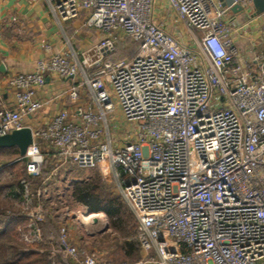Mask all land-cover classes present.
<instances>
[{"label":"built area","instance_id":"built-area-1","mask_svg":"<svg viewBox=\"0 0 264 264\" xmlns=\"http://www.w3.org/2000/svg\"><path fill=\"white\" fill-rule=\"evenodd\" d=\"M47 1L64 20L86 11L84 25L103 38L82 59L59 51L7 78L13 102L0 99V136L33 132L16 160L25 159L27 175L17 187L21 239L45 241L46 213L34 205L28 177L52 155L53 175L67 165L109 167L137 222L143 258L118 263L74 242L66 213L58 241L73 264H264V51L251 65L239 58V13L221 0H167L189 45L155 20L157 0ZM130 42L136 52L119 57V44ZM49 75L72 81L57 95L71 107L34 128L30 117L51 102L39 96ZM126 128V137H113ZM49 259L58 264L55 245Z\"/></svg>","mask_w":264,"mask_h":264},{"label":"crops","instance_id":"crops-1","mask_svg":"<svg viewBox=\"0 0 264 264\" xmlns=\"http://www.w3.org/2000/svg\"><path fill=\"white\" fill-rule=\"evenodd\" d=\"M86 16L87 12L81 11L77 17L64 20L52 10L47 0H0V67L3 65L0 69V99L13 102L11 90L6 84L7 78L12 74L31 71L40 58L62 51L82 59L89 49L103 38V33L84 25ZM177 17L176 11L167 0H157L155 20L186 44L192 45L185 27L176 22ZM238 19L242 29L236 35L235 46L241 61L251 65L253 57L264 51V13L255 15L254 7H251L248 11L239 13ZM46 44L51 45L50 50L45 48ZM129 46V43L126 46L119 44L118 49L124 53H118L119 57L131 56L129 51H126ZM71 84V80H62L52 75L47 77L48 89L41 91L39 96L50 99L51 102L30 117V124L34 128L44 127L55 113L71 107L69 98L57 97ZM84 90L81 98L88 102L89 96ZM13 149L18 148H0V156L8 155ZM21 156L19 151L15 159L0 164V181L10 176L9 172ZM23 161L25 159L20 160ZM64 219L66 222V215ZM71 231L70 223L71 237L74 242L80 244V237L73 235ZM38 249L43 251L45 248ZM61 256L65 262L73 263L63 252Z\"/></svg>","mask_w":264,"mask_h":264},{"label":"trees","instance_id":"trees-1","mask_svg":"<svg viewBox=\"0 0 264 264\" xmlns=\"http://www.w3.org/2000/svg\"><path fill=\"white\" fill-rule=\"evenodd\" d=\"M129 44L130 46L126 49V51H129L131 56H133V54L136 52L137 45L131 42ZM118 53L124 54L120 52L119 49L117 51V55ZM18 155L19 150L13 149V151L10 152L7 157L15 159L14 157ZM56 161L57 157L53 158L52 155L48 156L42 166L41 174L37 177H28L31 183V188L35 187L34 190L36 193V190L39 189L44 191L45 187L48 185L47 181L50 179V177L55 176L54 180L58 182L60 181V173L65 172L67 176L73 169L77 168L71 166L69 169L67 168L61 171L58 170L56 175H52L55 169ZM20 163L21 168L18 170L17 164ZM9 175V179L11 180L4 183L2 186L0 185V264H49V256L52 247L51 244L57 247V260L59 262L62 258V251L58 241V232L65 219H59V215L50 217L51 213L47 212L46 221L42 223L43 236L47 243H25L21 239L19 226L24 225L26 219L22 209L20 207L16 208L18 205L22 204L23 200L16 187H18V183L21 178L27 177L25 161L17 162L15 167H13V170L9 172ZM2 191H6V193L3 194ZM69 196L77 203L85 205L92 213H107L110 217L113 228H121L120 224L122 222L123 214L122 202L120 201L119 197L116 196L112 190H110L101 177L96 175L90 179L73 182ZM54 199L58 205L67 204V201L62 199L60 193H56ZM47 200L48 199H43L41 196H39V198L38 196H35L34 205H37L39 201L44 203V201L47 202ZM7 209L9 210L6 211ZM135 229H137V222L134 226L133 233ZM131 233L132 232H129V235ZM49 242H51V244H49ZM136 245L137 243L135 241H129L125 243V246H128V255L133 257V254L137 253L138 247H136ZM38 248L45 249L40 251ZM70 263L71 262L68 261L65 264Z\"/></svg>","mask_w":264,"mask_h":264},{"label":"rangeland","instance_id":"rangeland-1","mask_svg":"<svg viewBox=\"0 0 264 264\" xmlns=\"http://www.w3.org/2000/svg\"><path fill=\"white\" fill-rule=\"evenodd\" d=\"M120 52H122L120 50ZM119 114V111L112 113L109 115V119L111 124L113 125V121L115 117ZM123 128L126 127L125 121H120ZM113 137H126L129 133V129L126 128L125 132H117L116 130H112ZM0 156V164L5 163V161L11 159L8 158V155ZM18 170L21 168V163L17 164ZM71 165L62 166L59 171L69 169ZM16 169V168H15ZM14 169V170H15ZM101 177V179L106 183V185L114 192L116 196L119 197L120 201L123 205V214H122V222L120 224V229L113 228L111 223L110 217L105 212H98L95 214H101L100 217L95 218V221L89 219L88 221L83 220L82 217L84 214L92 213L89 209L83 205L77 203L70 195V189L73 182L83 181L86 179H90L91 177L95 176ZM68 176V177H67ZM66 176L65 172L60 173V181L54 180V177H51L47 183L48 185L45 187V190L42 189L36 190L35 187L31 188L33 192H35V196H41L43 199H48L47 202L39 201L36 206H41L45 213L50 212V217L54 215H59V219H63L66 213H71L72 217L74 218L71 222L72 226V234H76V236L80 237L81 242L80 246L87 252V253H94L98 256L102 257L105 260H111L114 262H138L140 261L143 256L142 252L139 248L137 240L135 238L136 229H133L136 224V219L125 201L121 196V192L117 186L116 181L113 179L111 175V171L109 167H99L95 169H73L69 175ZM9 177L4 178L0 181V185L2 186L4 183L8 182ZM13 181V180H12ZM11 181V182H12ZM56 181V182H55ZM13 183V182H12ZM16 183V182H15ZM5 190V189H4ZM3 194L6 191H2ZM40 192V194H39ZM56 193H60L62 199L67 201V204L58 205L54 199ZM3 197V196H2ZM35 198V197H34ZM1 199V198H0ZM21 208L22 212H24V208L22 205H18L16 208ZM7 209L6 211H8ZM46 221V220H45ZM62 221V220H61ZM63 224V223H62ZM61 224V225H62ZM129 232H132L129 235ZM55 237V236H53ZM134 239V240H133ZM135 241L137 243L136 247H138L137 253L133 254V257L128 255V246H125L126 242ZM127 247V248H126ZM65 259H60L58 264H65Z\"/></svg>","mask_w":264,"mask_h":264},{"label":"water","instance_id":"water-1","mask_svg":"<svg viewBox=\"0 0 264 264\" xmlns=\"http://www.w3.org/2000/svg\"><path fill=\"white\" fill-rule=\"evenodd\" d=\"M224 6H230L233 13L238 14L244 11L243 6L235 3V0H221ZM255 15L264 13V0H253ZM3 68L1 65L0 69ZM33 142V132L30 127L21 130H15L4 136H0V148L17 147L21 155H25L26 151Z\"/></svg>","mask_w":264,"mask_h":264},{"label":"bare ground","instance_id":"bare-ground-1","mask_svg":"<svg viewBox=\"0 0 264 264\" xmlns=\"http://www.w3.org/2000/svg\"><path fill=\"white\" fill-rule=\"evenodd\" d=\"M100 216H101V214H92L91 216H88L87 214H84L82 219L88 221L91 218H98Z\"/></svg>","mask_w":264,"mask_h":264}]
</instances>
